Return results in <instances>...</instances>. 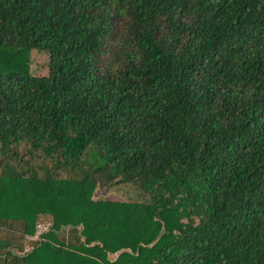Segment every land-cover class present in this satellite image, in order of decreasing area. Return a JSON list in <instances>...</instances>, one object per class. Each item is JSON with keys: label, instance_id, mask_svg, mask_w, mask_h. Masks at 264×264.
Segmentation results:
<instances>
[{"label": "trees", "instance_id": "16d2710c", "mask_svg": "<svg viewBox=\"0 0 264 264\" xmlns=\"http://www.w3.org/2000/svg\"><path fill=\"white\" fill-rule=\"evenodd\" d=\"M0 264H264V0H0Z\"/></svg>", "mask_w": 264, "mask_h": 264}, {"label": "rangeland", "instance_id": "374dc122", "mask_svg": "<svg viewBox=\"0 0 264 264\" xmlns=\"http://www.w3.org/2000/svg\"><path fill=\"white\" fill-rule=\"evenodd\" d=\"M49 59V56L47 57V55L43 54V55H33V59L30 63V69L32 71V73L38 75V74H45L46 73V63L47 60ZM133 197L135 199H142V197H144L141 193H136L133 192ZM27 247H31L30 245L26 244L25 245V249Z\"/></svg>", "mask_w": 264, "mask_h": 264}, {"label": "built area", "instance_id": "2783aa9c", "mask_svg": "<svg viewBox=\"0 0 264 264\" xmlns=\"http://www.w3.org/2000/svg\"><path fill=\"white\" fill-rule=\"evenodd\" d=\"M51 228V222L46 219V220H40L39 222H37L36 224V228L34 231L33 235H26V239L30 240V241H36L40 238V236L42 234H44L45 232H47L48 230H50ZM31 247H27L25 250H29Z\"/></svg>", "mask_w": 264, "mask_h": 264}]
</instances>
